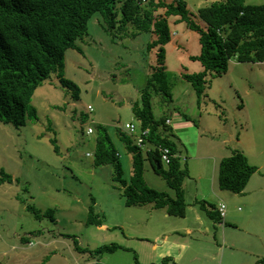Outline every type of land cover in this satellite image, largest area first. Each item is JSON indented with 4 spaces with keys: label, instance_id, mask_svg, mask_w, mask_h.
I'll use <instances>...</instances> for the list:
<instances>
[{
    "label": "rangeland",
    "instance_id": "374dc122",
    "mask_svg": "<svg viewBox=\"0 0 264 264\" xmlns=\"http://www.w3.org/2000/svg\"><path fill=\"white\" fill-rule=\"evenodd\" d=\"M188 1L196 10L213 0ZM162 11L159 8L156 13ZM186 26L184 21L174 26L181 45L164 48V78L155 81L159 91L150 86L155 118L170 119L166 129L187 157L181 159L186 170L195 155L213 152L206 141L216 129H224L226 138L231 136L230 150L241 149L235 141L240 137L249 163H264V153L262 159H256L247 145L257 129L264 139V62H238L219 76L208 75L205 94L198 98L191 82L181 76L202 68L200 61L188 57V53H199L200 43L197 31L190 29L191 36L185 35ZM150 41L149 32L114 38L104 28L101 14L94 13L86 34L76 40L80 49L65 52L61 77L66 83L52 74L35 89L31 104L37 110V120L17 126L0 122V264L156 263V251L147 237L154 228H147V212L143 206H125L113 178L114 166H94L93 155L86 154L93 152L99 129L105 128L120 153L122 177L129 178L131 153L116 131L125 132L123 125L131 122L137 134L138 121L131 105L140 101L149 77L160 73L156 47L147 46ZM88 126L93 133L86 132ZM106 143L111 145L109 140ZM149 148L147 142L143 153ZM200 162L199 171L209 177L211 161L205 158ZM195 172L191 169L188 176ZM143 178L149 187L174 195L147 161ZM186 183L187 190H193L192 182ZM89 208L93 217L103 216L101 225L86 223ZM240 209L244 210V205ZM154 212L161 215L163 210ZM121 217L123 226L113 225ZM129 217L137 223L128 225ZM110 242L124 248L90 254L89 250Z\"/></svg>",
    "mask_w": 264,
    "mask_h": 264
},
{
    "label": "trees",
    "instance_id": "16d2710c",
    "mask_svg": "<svg viewBox=\"0 0 264 264\" xmlns=\"http://www.w3.org/2000/svg\"><path fill=\"white\" fill-rule=\"evenodd\" d=\"M159 8L163 11L156 13ZM96 12L101 14L104 28L114 38H133L141 32L155 35L147 46L149 49L156 47L160 73L157 76L154 72L149 77L141 90L140 101L133 102L131 109L140 126L148 128L146 142L168 146L175 155L164 168L156 147L143 153L126 132L118 129L116 133L132 157L131 174L124 179L118 152L103 128L99 129L101 133L96 137L91 153L93 164L114 166L113 178L118 181L125 206L150 204L168 214L183 216L187 206L183 182L188 172L181 163L175 141L171 139L172 132L166 129V118L158 119L153 114L149 90L153 86L159 91L155 81L164 78V48L171 39L167 18L178 15L180 21L198 33L200 51L189 57L200 61L203 68L194 73L182 72L181 76L191 82L200 98L205 94L207 76L225 73L231 59L264 62V3L213 0L192 11L185 0H0V122L17 126L37 120V110L31 104L35 89L52 74L62 76L66 50L80 49L76 40L86 34L88 20ZM61 79L66 83L63 77ZM107 140L111 145L106 143ZM144 161L163 177L173 190V196L145 183ZM256 170L244 152L232 150L219 162L218 185L223 190L241 193ZM26 208L30 209L31 205ZM209 214L215 217L214 213ZM102 222L103 216L93 217L89 208L86 223L101 225ZM117 248L124 247L110 242L89 252L101 254ZM79 250L86 252V249ZM170 260V257H164L160 263L152 264H164ZM258 262L264 263V259Z\"/></svg>",
    "mask_w": 264,
    "mask_h": 264
},
{
    "label": "crops",
    "instance_id": "0c3cea01",
    "mask_svg": "<svg viewBox=\"0 0 264 264\" xmlns=\"http://www.w3.org/2000/svg\"><path fill=\"white\" fill-rule=\"evenodd\" d=\"M185 1L188 8L195 11L189 1ZM167 20L171 39L165 47L168 49L169 45L173 44L176 49L177 45H181L182 40L174 26L181 21L178 15L169 16ZM197 22L203 24L200 19H197ZM188 29L185 35L191 36L190 28ZM149 33L151 40L155 38L153 33ZM190 55L196 54L188 53V57ZM238 62L231 59L228 68ZM203 130L210 133L208 129ZM223 131L224 129H216L211 131L213 133L211 136H207V148L213 152L206 155L197 154L195 158L193 157V162L187 164L188 173L191 169L196 172L187 175L183 182L187 203L183 216L168 214L164 209H162L163 213L158 215L154 212L156 208L150 204L141 208L147 212V228L150 230L151 225L154 227L152 234L147 236L150 237L148 240H152L149 245L153 247V251H156L153 262L160 263L162 258L170 257L171 260L166 262L167 264H264L258 262L259 259H264V163H250L255 165L257 170L250 176L241 193L221 189L218 185L217 168L220 160L231 154L232 150L228 148V142L231 143L233 140L231 136L230 138L222 136ZM254 134V138L248 140L247 145L254 158L262 159L264 139L260 129ZM216 135L220 136L216 137ZM173 141L177 145L178 153L182 155L177 138ZM235 141L236 145L241 147L240 150L248 155L243 148L242 138L238 137ZM205 158L209 159L212 165L209 177H205V173L199 171V167L202 166L200 161ZM186 159L185 156L184 161ZM186 179L192 182L193 190H187ZM220 201L226 205L225 215L222 218L217 214V205ZM240 205H244L245 209H240ZM128 213L129 211L126 212L127 215ZM138 213L140 215L139 211ZM209 213H214L215 217ZM124 219L126 221V218ZM126 222L128 225L136 224L137 219L134 218L132 221L129 217ZM123 224L122 217L113 222L116 227H122ZM145 236L139 237L147 239Z\"/></svg>",
    "mask_w": 264,
    "mask_h": 264
},
{
    "label": "built area",
    "instance_id": "2783aa9c",
    "mask_svg": "<svg viewBox=\"0 0 264 264\" xmlns=\"http://www.w3.org/2000/svg\"><path fill=\"white\" fill-rule=\"evenodd\" d=\"M145 1V0H142ZM174 34V32L172 33ZM87 108L89 110L92 109V107L90 105L87 106ZM138 121V127H137V134H134L135 130H136V126L135 124L131 123V122H126L123 125V129L125 130V132L133 139V142L138 146V147H143L147 142H146V136L148 135V128H142L140 126V122ZM170 123V119L166 118L165 119V124H169ZM87 133H93V128L91 126H88L86 129ZM151 147H156L159 150L160 153V160L162 162V164L167 165L170 160L171 157L174 156L175 154L171 153L170 148L168 146L165 145H153L152 143ZM150 149V148H149ZM87 155H91V153L87 152ZM177 155V154H176ZM181 157V159H185L184 155H179ZM225 210H226V205L223 201H220L217 205V211L219 213V216L222 218L225 215Z\"/></svg>",
    "mask_w": 264,
    "mask_h": 264
},
{
    "label": "water",
    "instance_id": "95a60500",
    "mask_svg": "<svg viewBox=\"0 0 264 264\" xmlns=\"http://www.w3.org/2000/svg\"><path fill=\"white\" fill-rule=\"evenodd\" d=\"M157 167H159V166H157Z\"/></svg>",
    "mask_w": 264,
    "mask_h": 264
}]
</instances>
